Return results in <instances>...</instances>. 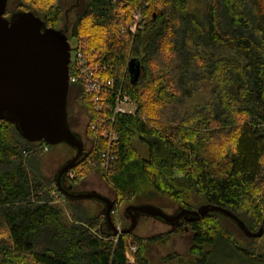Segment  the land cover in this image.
I'll list each match as a JSON object with an SVG mask.
<instances>
[{
  "label": "trees",
  "instance_id": "trees-1",
  "mask_svg": "<svg viewBox=\"0 0 264 264\" xmlns=\"http://www.w3.org/2000/svg\"><path fill=\"white\" fill-rule=\"evenodd\" d=\"M18 1L17 12H34L47 28L56 31L63 21L57 31L75 41L90 65L105 67L98 78L112 81L100 112L78 84L69 85L67 102L86 114L90 142L70 171L80 179L100 171L115 193V227L121 202L161 198L177 210L222 208L249 232L262 226L263 233L247 238L215 212L185 217L159 236L115 232L103 210L89 213L82 200L59 193L55 177H44L40 154L48 145L27 142L0 121V264H152L147 246L185 230L194 256L189 264L210 259L217 246L224 252L218 264H264V0H76L70 32L60 3ZM133 12L141 13L135 34L128 29ZM131 59L140 65L134 84ZM117 92L135 110L111 122L105 105L112 108ZM67 123L71 128L69 117ZM108 128L117 137L111 147L101 137ZM135 144L145 147L144 156ZM107 150L105 172L100 158ZM78 177H64V186Z\"/></svg>",
  "mask_w": 264,
  "mask_h": 264
},
{
  "label": "water",
  "instance_id": "water-1",
  "mask_svg": "<svg viewBox=\"0 0 264 264\" xmlns=\"http://www.w3.org/2000/svg\"><path fill=\"white\" fill-rule=\"evenodd\" d=\"M7 1L0 0V121L12 124L27 142H43L48 146L65 144L74 150V157L55 175V188L71 200L102 203L106 224L119 232L111 221L114 204L111 200L89 192L78 194L63 184L66 174L84 153L81 139L67 123L70 72L67 37L62 32L47 28L31 12H18L9 20L5 19ZM139 68L134 59L127 63L131 84L137 83ZM214 212L231 220L247 238L262 236V226L258 232L251 233L229 211L208 205H202L196 211L179 209L173 216L150 205L129 207L124 213L130 217V227L120 233L132 232L140 216L156 218L174 227L185 217L199 218Z\"/></svg>",
  "mask_w": 264,
  "mask_h": 264
},
{
  "label": "rangeland",
  "instance_id": "rangeland-1",
  "mask_svg": "<svg viewBox=\"0 0 264 264\" xmlns=\"http://www.w3.org/2000/svg\"><path fill=\"white\" fill-rule=\"evenodd\" d=\"M51 2H57L61 4L62 7V14L61 17H65V20H67V24L69 27V32L71 30V25L74 22L75 17V11L76 9H72V5L75 4L76 0H50ZM19 4L18 0H8L6 5V10L4 14V18L9 20L10 16L14 13H18L17 10H15V6ZM25 13V12H24ZM34 14V12H31ZM36 17L39 18L36 14H34ZM38 15L41 16V14L38 13ZM63 27V21H61L57 27V30ZM71 50L73 51L76 43L73 40L68 41ZM71 51V55H72ZM86 93V92H85ZM87 94V93H86ZM90 96L89 94H87ZM92 97L90 96V100ZM67 112L69 116L70 121V130L77 134L78 137L81 139L83 143V150L87 151L90 147V142L87 139L85 135V129L87 126V116L84 113L82 109H80L73 101L70 99L67 102ZM92 103V101H91ZM93 105V103H92ZM96 109V106L93 105ZM134 108V107H133ZM91 124L89 125V129L93 130L91 128ZM136 149L139 151V153L144 156L146 154L145 147L140 144H135ZM75 153L74 150H72L70 147H68L65 144H58L54 146H47L46 148H42V154H40V171L44 175L45 178L53 180V177L57 174L59 169L66 164L68 161H70L74 157ZM79 171V170H78ZM77 172V171H76ZM74 174V177H78V174ZM69 179L74 181L75 178ZM79 178V177H78ZM66 179V178H65ZM67 180V179H66ZM65 185V183L63 182ZM71 191H74L75 193L82 194V193H93L102 197H105L111 201L115 199V193L113 188L106 182V180L101 177V173L98 169H95L91 173L88 174V176H85L83 178H79L75 181L74 184L71 186H68ZM57 203L60 205H63L62 201L60 199L57 200ZM140 205H150L157 209H159L161 212H163L166 215L173 216L176 214L177 206H175L172 202L161 199V198H151L149 200H133L131 202H121V204H118L115 207L114 213L115 216L118 217L119 221H116V228L117 230L122 229L123 227L127 229V227H130V218H125L123 216L124 211L126 208L129 207H136ZM81 206L89 211V213L93 215H99L104 206L102 203L95 201V200H83L81 202ZM64 207V206H63ZM199 208V206H193L191 209L192 211H196ZM230 231L233 232V234L237 237L239 235L237 234V231L232 227V225L227 224L226 225ZM171 229V226L167 225L163 221L156 219V218H149L140 216L139 219H137L135 229L133 230L134 233L142 238H149L151 236H159L162 234H166ZM191 234L189 231L185 230L178 234H171L169 239L163 244V243H157L154 245H148L146 250V257L152 264H189V261L194 258V256L191 254ZM260 242H257L255 245L260 244ZM223 250L220 246H217V248L213 249V253L210 259L204 261L202 264H218V261L222 257ZM130 259V257H128ZM235 264H238L237 262Z\"/></svg>",
  "mask_w": 264,
  "mask_h": 264
},
{
  "label": "built area",
  "instance_id": "built-area-1",
  "mask_svg": "<svg viewBox=\"0 0 264 264\" xmlns=\"http://www.w3.org/2000/svg\"><path fill=\"white\" fill-rule=\"evenodd\" d=\"M132 22L129 26V31L132 34H135L138 30H140V23H141V13L140 12H133L131 14ZM71 47H70V61L69 65L73 69L72 74L69 73V85L71 84H78L82 86L87 94H89L92 98L93 105L96 106V110L100 112L102 110L100 100L103 96V91L107 87L112 85V81L104 80L102 78H98L96 76V71H100L103 69L105 71V67L99 65L98 63L93 64L94 66L90 65L88 58L81 52L80 48L75 45L72 55H71ZM96 61V58H95ZM68 65V66H69ZM101 96V97H100ZM112 108L109 104L105 105V110L108 109L112 113V117L110 121L113 122L115 115L117 114H125L126 115H133L135 108H133V104L131 102L130 97L127 94L117 92L116 96L113 98ZM92 129H95V126H91ZM101 137L105 139L107 142L108 147L113 146L116 141L117 137L116 134L108 128L101 132ZM101 168L107 172L108 166L111 161V154L107 150L101 154ZM67 180L72 179L74 177V173L69 171L66 176ZM132 262V260L130 259Z\"/></svg>",
  "mask_w": 264,
  "mask_h": 264
},
{
  "label": "flooded vegetation",
  "instance_id": "flooded-vegetation-1",
  "mask_svg": "<svg viewBox=\"0 0 264 264\" xmlns=\"http://www.w3.org/2000/svg\"><path fill=\"white\" fill-rule=\"evenodd\" d=\"M67 104H68V103H67ZM67 117H69L68 114H67ZM67 188H68V187H67ZM124 212H125V211H124ZM123 216H125V218H127V219L130 218V217H128L127 215H125V213H123Z\"/></svg>",
  "mask_w": 264,
  "mask_h": 264
}]
</instances>
